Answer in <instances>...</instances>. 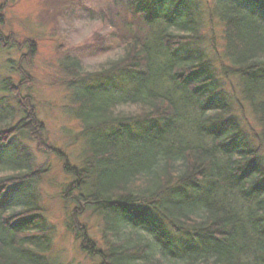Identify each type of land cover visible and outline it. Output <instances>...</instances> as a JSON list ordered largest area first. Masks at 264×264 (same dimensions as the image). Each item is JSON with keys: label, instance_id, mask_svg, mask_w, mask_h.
I'll use <instances>...</instances> for the list:
<instances>
[{"label": "trees", "instance_id": "16d2710c", "mask_svg": "<svg viewBox=\"0 0 264 264\" xmlns=\"http://www.w3.org/2000/svg\"><path fill=\"white\" fill-rule=\"evenodd\" d=\"M126 1L133 21L116 37L119 53L93 85L66 84L85 140L78 166L47 143L33 97L21 93L31 76L20 65L35 45L0 35V50L27 51L8 62L17 82L0 81V264H55L37 192L47 169L28 140L65 160L67 228L99 264H264V0H205L223 27L213 49L236 103L196 45L197 1ZM67 67L77 75V62ZM85 213L101 219L105 249L79 223ZM167 229L185 240L172 243Z\"/></svg>", "mask_w": 264, "mask_h": 264}, {"label": "rangeland", "instance_id": "374dc122", "mask_svg": "<svg viewBox=\"0 0 264 264\" xmlns=\"http://www.w3.org/2000/svg\"><path fill=\"white\" fill-rule=\"evenodd\" d=\"M195 1L200 6L197 35L201 39L196 45H201L212 62L219 93L236 103L232 87L222 77L217 64L216 55L223 45V27L217 19H209L205 0ZM126 2L0 0V35L7 39V45H35L29 65H20L31 76L29 89L21 93L33 97L36 118L45 127L47 143L63 154L73 166L79 164L85 140L81 136V124L73 115L78 108L74 91L68 89L66 84L80 80L83 85H93L97 79L94 76L119 53L122 43L116 37L125 33V24L133 21L127 13ZM26 53L25 49L21 54L14 49L9 52L0 50V81L11 77L14 84L17 82L18 74L9 70L8 62L10 59L19 65L21 55ZM73 62L78 63L77 75L67 67ZM6 99L11 106L14 105L11 97ZM235 114L237 121L243 125L241 116ZM23 145L35 158L36 166L47 169L37 184L39 207L45 225L42 228L51 237L47 256L55 264H99L97 258L89 257L81 247L80 240L67 228L75 205L69 204L68 208L64 206L65 196L62 193L72 180L63 169L65 160L54 154L37 151L35 143L30 140L23 141ZM78 220L86 227L89 239L95 242V249H105L101 241V219L85 213ZM166 231L172 243L185 240L182 235H174L168 229Z\"/></svg>", "mask_w": 264, "mask_h": 264}]
</instances>
